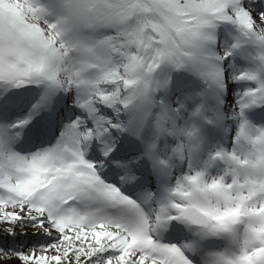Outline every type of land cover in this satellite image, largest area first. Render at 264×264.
<instances>
[{
  "label": "snow or ice",
  "instance_id": "snow-or-ice-1",
  "mask_svg": "<svg viewBox=\"0 0 264 264\" xmlns=\"http://www.w3.org/2000/svg\"><path fill=\"white\" fill-rule=\"evenodd\" d=\"M0 264H264V0H0Z\"/></svg>",
  "mask_w": 264,
  "mask_h": 264
}]
</instances>
